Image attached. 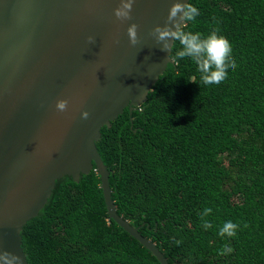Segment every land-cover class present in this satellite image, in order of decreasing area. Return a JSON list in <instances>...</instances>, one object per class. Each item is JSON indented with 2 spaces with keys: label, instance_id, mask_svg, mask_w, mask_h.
<instances>
[{
  "label": "trees",
  "instance_id": "trees-1",
  "mask_svg": "<svg viewBox=\"0 0 264 264\" xmlns=\"http://www.w3.org/2000/svg\"><path fill=\"white\" fill-rule=\"evenodd\" d=\"M189 2L200 15L179 31L226 39L236 70L222 86L203 88L175 40L147 99L104 126L97 147L117 212L171 264H264V0ZM229 220L237 235L222 238ZM22 241L29 264H160L109 219L95 168L58 179ZM226 245L232 252L220 255Z\"/></svg>",
  "mask_w": 264,
  "mask_h": 264
},
{
  "label": "water",
  "instance_id": "water-1",
  "mask_svg": "<svg viewBox=\"0 0 264 264\" xmlns=\"http://www.w3.org/2000/svg\"><path fill=\"white\" fill-rule=\"evenodd\" d=\"M176 2L189 0H133L129 17L117 18L122 0H0V253L29 264L24 225L45 206L58 179L79 180L95 168L109 219L160 264H171L117 212L97 141L125 108L147 99L172 62L175 39L159 40L156 29L179 31L185 24L169 19ZM61 100L63 111L57 109Z\"/></svg>",
  "mask_w": 264,
  "mask_h": 264
},
{
  "label": "clouds",
  "instance_id": "clouds-1",
  "mask_svg": "<svg viewBox=\"0 0 264 264\" xmlns=\"http://www.w3.org/2000/svg\"><path fill=\"white\" fill-rule=\"evenodd\" d=\"M133 0H122L123 6L115 10L117 18H128L131 12ZM200 15L198 7L190 2L181 3L176 2L172 4L169 10V19L176 21L177 17L186 21H194ZM158 38L161 41L169 37L178 40L183 49L177 53L181 58L191 57L194 64L197 66V71L200 74V84L203 88L213 89L218 88L225 84L229 79V73L235 71L237 63L232 57V47L226 39L220 38L217 34L212 33L203 35L200 32H185V31H172L167 28L156 29ZM128 34L131 42H136V26L132 25L128 29ZM89 39H93L89 37ZM167 48V45H165ZM66 103L61 100L57 103V109L60 111L65 110ZM87 113L84 118H87ZM211 208H205L200 214L202 227L207 230L212 228L211 221L205 219L211 213ZM238 225L231 220L225 221L218 229L220 237H235L237 235ZM232 248L224 246L220 250V255L230 254ZM0 264H20V258L7 251L0 253Z\"/></svg>",
  "mask_w": 264,
  "mask_h": 264
}]
</instances>
